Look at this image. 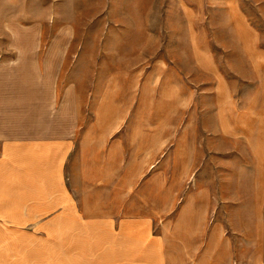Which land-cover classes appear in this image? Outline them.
<instances>
[{
	"label": "rangeland",
	"instance_id": "obj_1",
	"mask_svg": "<svg viewBox=\"0 0 264 264\" xmlns=\"http://www.w3.org/2000/svg\"><path fill=\"white\" fill-rule=\"evenodd\" d=\"M224 1L0 0L4 100L17 105L0 133L38 134L45 111L89 128L105 141L107 173L126 183L137 168L157 226L184 200H206L234 264H264V156L250 144L264 148V77L233 49L259 30L227 27ZM257 4L243 0L264 27Z\"/></svg>",
	"mask_w": 264,
	"mask_h": 264
},
{
	"label": "crops",
	"instance_id": "obj_2",
	"mask_svg": "<svg viewBox=\"0 0 264 264\" xmlns=\"http://www.w3.org/2000/svg\"><path fill=\"white\" fill-rule=\"evenodd\" d=\"M224 5L227 27L259 30L251 42L237 41L233 49L264 77V27L249 23L243 0ZM257 6L264 19V0ZM0 77L2 125L17 105L4 100L9 84ZM40 105L52 110L56 103ZM257 110L264 114V100ZM39 114L44 116L38 117L43 125L38 134L0 133V264H234L232 247L215 239L225 234L207 227L212 203L184 200L174 221L157 226L159 213L138 200L136 167L130 166L132 175L123 183L121 171L105 170V141L91 139L89 128L72 120L61 118L58 125L56 113ZM258 141L250 139L257 158L264 156ZM169 204L161 216L170 214ZM39 238H48V245ZM11 253L24 255L11 260Z\"/></svg>",
	"mask_w": 264,
	"mask_h": 264
}]
</instances>
